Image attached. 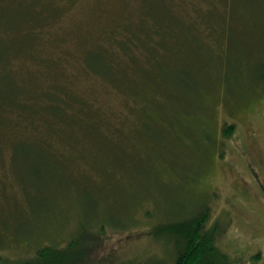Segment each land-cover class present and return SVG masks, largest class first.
I'll return each mask as SVG.
<instances>
[{"label":"rangeland","instance_id":"1","mask_svg":"<svg viewBox=\"0 0 264 264\" xmlns=\"http://www.w3.org/2000/svg\"><path fill=\"white\" fill-rule=\"evenodd\" d=\"M230 1L232 25L241 26L245 39L225 45L213 39L209 56L207 43L183 50L168 43L164 68L175 76L179 68L191 72L195 92L174 88L177 95L163 108L148 103L145 90L134 96L104 83L86 55L85 67L79 62L81 39L105 36L122 22L125 0L72 1L52 27L61 46L49 42L45 54L61 55L67 72L39 68L38 77L45 85L70 87L64 86L66 93L76 100L89 96V110L102 106L121 130L86 134L80 131L87 124L78 122L54 147L37 137L67 178L65 192L52 193L51 203L40 207L28 199L35 189L18 179H31L29 169L17 171L8 152L0 153V264H23L26 258L40 264L37 250L44 245L58 249L59 264H173L171 246L150 229L205 207L232 264H264V0ZM221 55L228 58L224 68ZM208 57L210 66L204 64ZM124 59L143 72L142 58ZM32 65L26 68L37 67ZM165 83L160 76V87ZM101 120L99 114L98 122H90L102 128ZM231 122L235 129L226 136L224 125Z\"/></svg>","mask_w":264,"mask_h":264},{"label":"trees","instance_id":"2","mask_svg":"<svg viewBox=\"0 0 264 264\" xmlns=\"http://www.w3.org/2000/svg\"><path fill=\"white\" fill-rule=\"evenodd\" d=\"M72 1L0 0V153L8 152L17 171L23 167L29 169L32 180L21 175L18 179L26 188L35 189L34 196L28 193V199L38 207L45 202L51 203L50 199L56 197L52 193H64L67 178L64 171L54 164L56 161H52L56 156L52 152L47 154L45 147L37 142V137L54 147L62 135L77 130L78 122L87 124L85 130L80 131L86 134H112L121 130L119 122H111L110 115H104L102 106L93 104L98 112L89 110V104L84 103L89 96L77 93L84 99L76 100L66 93L65 85L60 82L45 85L38 77L39 68H44L47 73L58 69L67 72L60 61L61 55L51 57L45 54L49 42L61 46L60 39L51 33L52 27ZM219 1L125 0L124 18L119 25L107 29L105 36L81 39L79 62L85 67L86 55L87 65L102 77L104 83L131 95H134L133 91L145 90L147 102L163 108L167 98L173 101L177 95L174 88L185 85L195 92L191 85V72L179 68L175 76L170 69L164 68L168 43H174L181 50L192 43H207L204 47L209 56L212 55V44H215L213 39L224 40V45L225 42L230 44L232 38L237 42L245 39L241 26L232 25L235 17L229 12L234 8L230 6L227 9L231 1H221L222 4ZM184 5L185 10L182 9ZM194 50L198 53L197 49ZM124 58L129 61L142 58L143 72L140 74L130 69ZM209 60L208 57L204 63L206 66L211 65ZM226 60V56H219L220 68H224ZM32 63L37 67L26 68ZM122 65L127 69L122 68L124 70L118 72L116 69ZM160 76L168 82L162 88ZM175 100L178 102L177 98ZM164 107L168 111L173 109L168 105ZM99 114L102 128L92 125ZM177 115L175 111L174 117ZM234 129L233 122L225 123L226 136H230ZM131 132L136 134L135 127ZM8 140L12 142L11 146H8ZM113 164L114 167L120 166ZM48 206L51 211L52 204ZM149 214L152 215L148 212V217ZM182 215L176 217L177 220L167 219L150 229L151 235L164 239L165 247L171 246L175 256L173 264H232L217 242L219 225L210 219L208 207ZM57 250L50 245L41 246L37 250L40 264H59L54 260ZM30 262L33 261L26 258L23 264Z\"/></svg>","mask_w":264,"mask_h":264}]
</instances>
